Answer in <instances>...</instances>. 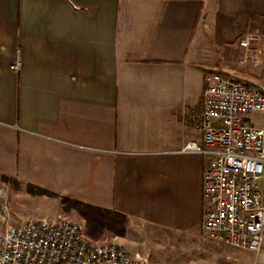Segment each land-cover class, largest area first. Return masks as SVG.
I'll use <instances>...</instances> for the list:
<instances>
[{"label":"crops","instance_id":"obj_1","mask_svg":"<svg viewBox=\"0 0 264 264\" xmlns=\"http://www.w3.org/2000/svg\"><path fill=\"white\" fill-rule=\"evenodd\" d=\"M250 33L264 50V0H0V175L126 215L133 257L194 261L210 159L182 152L189 115L210 72L264 91ZM216 246L209 264H249Z\"/></svg>","mask_w":264,"mask_h":264},{"label":"built area","instance_id":"obj_2","mask_svg":"<svg viewBox=\"0 0 264 264\" xmlns=\"http://www.w3.org/2000/svg\"><path fill=\"white\" fill-rule=\"evenodd\" d=\"M261 37L239 43L242 64L259 67ZM18 62L15 70H20ZM189 121L200 135L182 152L209 157L203 176V233L213 242L252 253L264 246V91L236 75L210 72L202 105ZM0 264H149L121 244L90 238L67 218L25 219L0 230ZM196 264V263H193Z\"/></svg>","mask_w":264,"mask_h":264},{"label":"rangeland","instance_id":"obj_3","mask_svg":"<svg viewBox=\"0 0 264 264\" xmlns=\"http://www.w3.org/2000/svg\"><path fill=\"white\" fill-rule=\"evenodd\" d=\"M2 176L3 175H0V230H5L9 226L16 225L25 219L55 220L59 218H67L80 223L86 230L85 220L76 211H64L60 199L50 198L48 196H33L28 192L27 187L22 188L20 184L17 185L13 181H7L3 179ZM117 240L116 236L105 234L97 241L101 243L120 244ZM216 245L217 243L202 236L199 241L194 240L191 246L186 247L187 250L193 253L192 255L189 254V256H191L194 261L185 263L184 261L174 262L172 260H165L163 261V264H201L200 261H197L199 260L198 258H204V263L202 264H209L215 257L209 254L207 249L212 246L217 247ZM149 248L157 250L153 245H150ZM182 251H184V249H182ZM163 252V257H168L169 254L165 251ZM250 255L251 258L248 260L249 264H264V246L263 251L258 258L255 257L256 255H253V253H250ZM189 256L187 254L185 257Z\"/></svg>","mask_w":264,"mask_h":264},{"label":"trees","instance_id":"obj_4","mask_svg":"<svg viewBox=\"0 0 264 264\" xmlns=\"http://www.w3.org/2000/svg\"><path fill=\"white\" fill-rule=\"evenodd\" d=\"M2 177L19 185L18 181L8 176L3 175ZM27 190L33 196H48L60 199L64 211H76L85 220L86 233L94 240L100 239L105 234L116 237H123L126 234L128 217L120 212L61 196L48 189L31 184L27 186Z\"/></svg>","mask_w":264,"mask_h":264}]
</instances>
